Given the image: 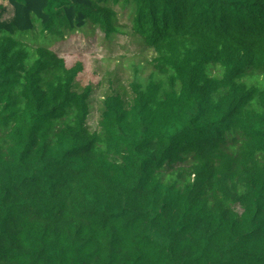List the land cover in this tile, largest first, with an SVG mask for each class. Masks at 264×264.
Returning a JSON list of instances; mask_svg holds the SVG:
<instances>
[{
  "label": "trees",
  "instance_id": "obj_1",
  "mask_svg": "<svg viewBox=\"0 0 264 264\" xmlns=\"http://www.w3.org/2000/svg\"><path fill=\"white\" fill-rule=\"evenodd\" d=\"M8 2L0 264H264V0ZM112 2L132 4L153 70L91 130L82 62L15 34L37 18L42 34L111 38Z\"/></svg>",
  "mask_w": 264,
  "mask_h": 264
},
{
  "label": "rangeland",
  "instance_id": "obj_2",
  "mask_svg": "<svg viewBox=\"0 0 264 264\" xmlns=\"http://www.w3.org/2000/svg\"><path fill=\"white\" fill-rule=\"evenodd\" d=\"M6 19L13 16V6L8 0ZM111 5L116 9L117 21L121 31L107 38L103 30L89 24L83 29L66 32L58 38L53 33L42 34L40 21L36 18L35 28L15 35L30 45L45 46L53 49L58 55L65 56L68 64L81 61L83 70L77 77L75 87L82 90L86 85L93 87L90 98V115L88 126L91 130L99 129L104 98L111 93H120L130 97L131 83L137 77L147 79L153 70L151 63L155 52L150 49L133 29L132 4ZM237 210L242 211L238 205Z\"/></svg>",
  "mask_w": 264,
  "mask_h": 264
},
{
  "label": "crops",
  "instance_id": "obj_3",
  "mask_svg": "<svg viewBox=\"0 0 264 264\" xmlns=\"http://www.w3.org/2000/svg\"><path fill=\"white\" fill-rule=\"evenodd\" d=\"M7 7V3H3Z\"/></svg>",
  "mask_w": 264,
  "mask_h": 264
}]
</instances>
